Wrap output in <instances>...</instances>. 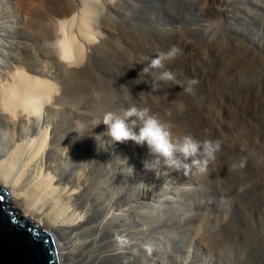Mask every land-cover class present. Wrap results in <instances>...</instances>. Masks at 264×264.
Listing matches in <instances>:
<instances>
[{
	"label": "bare ground",
	"instance_id": "obj_1",
	"mask_svg": "<svg viewBox=\"0 0 264 264\" xmlns=\"http://www.w3.org/2000/svg\"><path fill=\"white\" fill-rule=\"evenodd\" d=\"M203 1L211 6L215 0ZM259 1L245 0L256 9ZM144 3L137 1L128 14L121 12L128 11L125 0H0V186L10 194V209L52 234L60 264H264V73L255 63L263 54L256 51L260 42L239 41L237 51L246 55L238 52L231 62L229 53H217L216 36L208 58L206 47L179 44L182 38L167 22L160 28L152 8L141 14ZM111 15L128 24L116 48L110 35L92 28L96 18L103 23ZM243 26L238 37L251 31ZM206 29L198 25L188 33ZM165 33L172 38L165 46L134 43L140 35ZM172 46L181 52L165 67H174L178 80L195 78V95L157 81L160 69L142 72L151 57ZM107 64L127 69L139 87L135 101L169 125L173 142L187 134L222 141L208 167L216 173L217 193L232 196L235 207L193 208L184 221L163 207L185 204L180 185L200 186L205 172L193 167L183 179L188 172L172 174L161 158L144 160L146 167L121 160L131 146L121 142L114 150L107 126L93 119L108 105L113 83L105 79ZM68 75L76 80L69 89L62 80ZM151 81L158 83L155 90ZM79 82L94 97L77 93ZM150 182L156 184L151 192ZM190 192L196 202L209 193L202 186Z\"/></svg>",
	"mask_w": 264,
	"mask_h": 264
},
{
	"label": "rangeland",
	"instance_id": "obj_2",
	"mask_svg": "<svg viewBox=\"0 0 264 264\" xmlns=\"http://www.w3.org/2000/svg\"><path fill=\"white\" fill-rule=\"evenodd\" d=\"M125 1L128 2V4L126 5L128 7V11L125 12L123 9H121L122 10L121 12L129 14L130 9L139 0H125ZM228 1L229 0H215L211 4V6H209L207 4H204L203 0H145V3L143 4L144 7L141 9V14H147L148 13L147 10L152 8L154 12L159 14L158 18H161V19L163 18V20H160V21L157 18L158 20L157 24L160 28L164 27V24L167 22L170 26H173V28L176 30V35L182 38L179 44L185 47H188L189 49H201V48L206 47L205 49L207 51L208 58H210L209 53H208L209 51L207 49L208 47H211L209 49H212V48L214 49L216 47L215 49L217 53H219V50H220V53H219L220 55H222L221 51L225 52V53L222 52L223 54L229 53L228 57L230 58V60L231 59L233 60V58H235L236 56H239L238 54H241V53H242L241 56L242 55L245 56L246 51H245V54H244V50L237 51V43L242 40L246 42L247 40H250L249 38L256 39L257 41L260 42V44L255 42L256 51H258V53L262 52L263 54H258L257 56L258 58H256L255 63H256V66H258V69L260 67L261 69V70L259 69L260 73L262 72L261 74H263L264 70L262 69L264 68L262 67L264 66L263 65L264 64V61H263L264 60V0H260V1L258 0L260 4L259 5L260 9H256L252 5H247L245 0H236V1L234 0V3H232V6H230L231 4L228 5ZM215 7H216V10H214ZM217 8L220 10V12ZM215 11H217L218 13ZM227 12H228V15H227ZM101 16L102 14H100V16L98 17H101ZM113 17H115V15H111L109 18L105 19L103 23L98 22V18H96L94 20V23H93L94 25L92 26V28L94 31H96L98 35H110L108 42L110 43V45H112V47L116 48L117 47L116 45L118 44L117 40L120 37V32L128 24L126 21L120 22L119 20H116ZM140 25L144 26L142 28H146V25L142 23ZM198 25H206L207 29L205 31H201L195 34L188 33L189 32L188 29L190 27H195ZM243 25L246 27L250 26L251 31L249 32L246 31L245 34L243 33L244 37L243 35L238 37L237 35L238 33L236 29L238 28L239 32H241L243 30L241 26ZM229 35L233 36L232 39H230ZM216 36L219 37V38H216L217 44H216V41L215 42L213 41L215 40L214 37ZM169 40L171 41L172 38L169 37V35H167L166 33L158 38H155L153 34H149L145 36H141V35L138 36L134 43L137 44L138 47L139 45L143 47V43H147V44L153 43L155 45L161 44L165 46L169 44ZM206 41H208L207 43L209 44H207ZM211 42L212 43L214 42L215 47H213L214 45H212ZM216 45L218 46L220 45L219 48L221 47L224 49L227 48L226 49L227 52L224 49L221 50L222 48L218 49V46ZM156 46L158 47L160 45H156ZM229 46H231L230 48L232 52H230L231 50L228 51V49H230L228 48ZM153 48L155 49V46ZM231 53H233V55L234 53L236 54L238 53V54L234 55L233 57ZM230 55L232 58L230 57ZM153 58L155 57H151V60ZM202 58H205V57H202ZM149 61H150V58H149ZM258 61L261 64L257 63ZM257 64H259L260 66ZM102 69L105 72V79H110L114 86L111 84L109 85V92H107V95H105V99H104L105 103L108 105L104 106L103 108H98L99 116H97V120L93 118L96 123L100 122L99 120H102L103 118L102 115H104L106 112H113L117 115H121L122 113L120 111L127 108L131 104H136L138 107H143L142 105H140L139 103L135 101L137 97V88L139 87L133 86L134 83L129 77L130 74L125 67H118L113 64H109V65L107 64L106 67L105 65L102 66ZM171 71L174 72L175 75H177V70L174 67L171 69ZM62 80L65 82V85L66 87H68V89L73 84V82L76 81L70 75L66 77H62ZM79 83L81 87L79 86L80 89H79V92L77 91V93L84 94L86 96L90 95L94 97L92 95L91 90H87V88L81 82ZM94 94H99V92L95 91ZM139 97H141V95H139ZM87 121L89 122V120ZM181 138L182 136H177L176 138H174V140L176 142V141H179ZM112 142H113V146L111 147L113 149L117 145L121 144V142H115V141H112ZM98 143L104 144L103 139H98ZM127 143L128 145L131 146V148L129 152L122 154L121 157L123 159L121 158V160L123 161H126V160L135 161L142 167H146L147 165H143L146 163L144 160H148L149 158L156 157L155 154L149 151L147 145H137L131 140H128ZM161 160L162 162H164L163 158H161ZM180 173H181V170L177 171L173 169L172 174H176L177 176H179ZM174 176L175 175H172L170 176V178L172 177L171 179H173ZM189 177H191V172H188L187 174H183V179H188ZM203 177L205 181L202 180L203 183L200 184V186L191 185L190 183L180 185L182 189L184 188L187 191V193L184 194V196L187 198L181 200V202L185 204L178 205V206H172L170 204L163 205L161 203H156V205L160 204V205H163V207L165 208L167 207L174 208L175 210L172 213L173 217L177 218L178 220H182V221H184L189 216L187 214H189L193 208H216L217 204H219V206L223 204V208L235 207L232 204L233 202V200H231L233 199L232 196L228 197L226 193L224 192H223V195H219L217 193V190L215 189L216 182H217L215 171L207 167V170L205 171V175ZM155 185H156L155 183L150 182L146 184V187L151 192V191H154V188L156 187ZM201 186L204 187L205 191H209V193L203 194L201 197V201L196 202L190 192V189L191 188L199 189V187ZM156 189L161 190L159 188H156ZM256 199H257V196H256ZM259 200H261V198L257 199V201ZM145 201H148V203L152 202L151 197L148 198L146 196ZM153 207L151 208L152 211H155V212L158 211L156 208H153ZM156 213L159 216L162 214L161 211H158ZM152 214L158 217L156 214L154 213ZM196 246H197V242H195V244H190V247H186V253L183 254V258L188 256L189 254L187 252L188 250L193 252Z\"/></svg>",
	"mask_w": 264,
	"mask_h": 264
},
{
	"label": "clouds",
	"instance_id": "obj_3",
	"mask_svg": "<svg viewBox=\"0 0 264 264\" xmlns=\"http://www.w3.org/2000/svg\"><path fill=\"white\" fill-rule=\"evenodd\" d=\"M180 52L181 50L176 46L160 52L157 57L151 60L149 66L143 68L142 72L147 74L151 69H160L157 81L172 82L182 88L185 94L195 95L198 84L195 78L178 80L175 73L165 67L164 62L174 60ZM157 81H151L153 90L158 87ZM100 123L107 126V134L113 141L131 140L137 145H147L149 151L156 155L158 163L159 159L163 158L166 166L177 171L183 169L185 173L193 167L201 173L205 172L209 163L217 159V153L222 148L220 139L198 140L191 134L173 142L169 125L146 106L138 107L136 104H131L122 110V115L106 112L97 124ZM243 166L244 158H241L239 167ZM232 167L236 168L237 165L233 164Z\"/></svg>",
	"mask_w": 264,
	"mask_h": 264
},
{
	"label": "water",
	"instance_id": "obj_4",
	"mask_svg": "<svg viewBox=\"0 0 264 264\" xmlns=\"http://www.w3.org/2000/svg\"><path fill=\"white\" fill-rule=\"evenodd\" d=\"M0 264H60L52 234L11 210L10 194L3 186H0Z\"/></svg>",
	"mask_w": 264,
	"mask_h": 264
}]
</instances>
